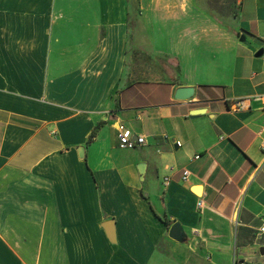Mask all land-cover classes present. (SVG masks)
Wrapping results in <instances>:
<instances>
[{"label": "crops", "instance_id": "1", "mask_svg": "<svg viewBox=\"0 0 264 264\" xmlns=\"http://www.w3.org/2000/svg\"><path fill=\"white\" fill-rule=\"evenodd\" d=\"M260 49L264 0H0V264H264Z\"/></svg>", "mask_w": 264, "mask_h": 264}, {"label": "built area", "instance_id": "2", "mask_svg": "<svg viewBox=\"0 0 264 264\" xmlns=\"http://www.w3.org/2000/svg\"><path fill=\"white\" fill-rule=\"evenodd\" d=\"M254 105H257L259 109L264 110V95L238 100L233 104V107L237 111H243V110L253 109ZM118 140H119V147L123 150H133L147 143L146 138L144 136H134L129 132L126 126L122 124H120L118 127ZM178 145L180 146L181 144L178 142ZM189 175L190 172L185 171L183 180L186 181L189 178ZM166 181H168V179ZM204 206H205L204 201L200 200L198 203V208L202 209L204 208ZM258 236L259 237L264 236V226L259 229ZM235 264H248V263L245 260L236 259Z\"/></svg>", "mask_w": 264, "mask_h": 264}, {"label": "water", "instance_id": "3", "mask_svg": "<svg viewBox=\"0 0 264 264\" xmlns=\"http://www.w3.org/2000/svg\"><path fill=\"white\" fill-rule=\"evenodd\" d=\"M244 37H242L241 41H244ZM264 54V49H260L256 53V57H261ZM195 96V88L193 87H180L176 90L175 92V99L179 101H189ZM205 109H198L194 110L191 112V115H200L205 113ZM142 169L145 167L144 165H141ZM140 172L142 173L143 171L140 169ZM169 237L179 243H182L186 239V233L183 228V226L179 223L176 222L174 223L170 230H169ZM260 253L264 255V248H261Z\"/></svg>", "mask_w": 264, "mask_h": 264}, {"label": "rangeland", "instance_id": "4", "mask_svg": "<svg viewBox=\"0 0 264 264\" xmlns=\"http://www.w3.org/2000/svg\"><path fill=\"white\" fill-rule=\"evenodd\" d=\"M238 1L239 0H200L203 7L208 8L213 15L220 17L235 13L238 8ZM150 58H154L153 54L150 56ZM172 61L170 59H163V65H165V63H167L166 65H168V63L173 64ZM170 67H173L174 69L173 65ZM195 259L198 260V263L200 264H209V262H206L204 258Z\"/></svg>", "mask_w": 264, "mask_h": 264}, {"label": "trees", "instance_id": "5", "mask_svg": "<svg viewBox=\"0 0 264 264\" xmlns=\"http://www.w3.org/2000/svg\"><path fill=\"white\" fill-rule=\"evenodd\" d=\"M102 128V123H100L95 129L94 131L92 132L90 138H89V143L92 142L98 135L99 131L101 130ZM167 222V221H165Z\"/></svg>", "mask_w": 264, "mask_h": 264}]
</instances>
